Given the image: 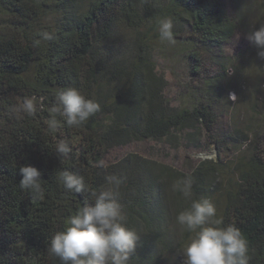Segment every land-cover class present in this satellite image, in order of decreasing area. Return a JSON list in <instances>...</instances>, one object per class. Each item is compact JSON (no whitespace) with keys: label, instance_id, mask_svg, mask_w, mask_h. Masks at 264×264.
<instances>
[{"label":"trees","instance_id":"16d2710c","mask_svg":"<svg viewBox=\"0 0 264 264\" xmlns=\"http://www.w3.org/2000/svg\"><path fill=\"white\" fill-rule=\"evenodd\" d=\"M165 17L173 20L175 41L201 49L217 67L215 74L203 71L193 55L194 75L207 80L192 107H171L166 82L156 73L153 40L160 39L158 21ZM236 31L221 0H0V264H60L47 251L51 237L77 208L94 201L91 193L110 175L122 180L126 226L140 237L128 264L181 259L178 250L191 234L175 217L191 200L172 186L185 178L193 181L192 199L212 202L221 194L218 216L247 238L250 264H264V155L257 146L223 192L219 161L204 160L189 174L135 155L102 165L109 151L137 142L197 143L202 133L218 145H226L225 136L232 144L250 141L241 131L226 134L221 111L227 61L211 54ZM117 34L122 50L112 49ZM67 87L98 102L100 111L79 128L63 126L57 114L62 126L50 133L56 93ZM25 98L41 101L45 111L24 114ZM61 140L72 149L67 158L56 154ZM20 166L40 171L42 200L20 189ZM64 170L83 176L89 192H66L58 183ZM169 253L175 262L166 261Z\"/></svg>","mask_w":264,"mask_h":264},{"label":"clouds","instance_id":"9594fccd","mask_svg":"<svg viewBox=\"0 0 264 264\" xmlns=\"http://www.w3.org/2000/svg\"><path fill=\"white\" fill-rule=\"evenodd\" d=\"M158 33L162 41L175 44L172 18L158 21ZM44 38L51 37L45 33ZM246 39L257 49H264V25L249 33ZM258 55L264 56V51ZM236 98L235 93L228 96L229 100ZM22 111L26 115L34 113L31 98L24 99ZM99 111V103L87 98L79 89L58 90L47 129L55 133L62 126L57 114L62 117L63 126L79 128ZM55 151L59 157L67 158L72 149L68 142L61 140ZM19 174L22 177L18 184L20 189L27 191L32 199L42 200L40 171L33 166H20ZM105 181L104 187L91 193L94 201L77 208L66 218L64 229L51 237L47 251L58 258L60 264H128L134 254L140 237L126 226L127 217L119 202L122 180L110 175ZM58 183L69 193L89 192L84 177L72 171L59 172ZM192 184L191 178H185L172 186L174 192L191 200L190 206L175 217L181 230L191 234L178 250L183 264H250L249 242L240 228L233 223L225 225L209 199H192Z\"/></svg>","mask_w":264,"mask_h":264},{"label":"rangeland","instance_id":"374dc122","mask_svg":"<svg viewBox=\"0 0 264 264\" xmlns=\"http://www.w3.org/2000/svg\"><path fill=\"white\" fill-rule=\"evenodd\" d=\"M221 1L226 13L237 23L234 36L218 54L211 53L227 61V67L224 70L227 82L226 93L222 99L223 116L221 118L226 134H233L235 130L241 131L248 135L250 141L232 144L224 135L226 139L222 140L226 142V145H222V142L218 145L213 144L216 137L212 140L202 133L197 137V143L178 140L177 143L137 142L109 151L102 165H115L129 155H135L189 174L204 160L219 161L222 169L218 189L219 192H223L229 186L228 181L237 178L235 167L239 163H246L247 158L253 153L251 151L253 147L257 146L259 155H264V56L258 55L264 49H257L246 39L249 33L264 25V0ZM117 36L118 34L111 42L112 49L122 50ZM153 41L152 59L156 73L164 78L167 85L164 90L165 99L171 107L175 108L194 106L197 98L194 94L198 91V87L202 86L201 80H207V78H203L204 76L198 78L194 75L193 68H196L198 63L194 62L193 55L200 61L199 64L203 63V71L212 69V74H215L214 69H217L214 62L209 60L204 51L194 50L193 46L184 41H176L175 44H169L158 38H154ZM124 54L126 55L127 52ZM233 62L235 66L232 65ZM230 93H235L237 98L229 100ZM32 100L35 108L32 115L45 111L41 101L36 98ZM212 203L215 204L218 212L219 203H224L221 194L214 195ZM165 259L171 263L175 262L176 258L169 253ZM177 264H183L182 257Z\"/></svg>","mask_w":264,"mask_h":264}]
</instances>
